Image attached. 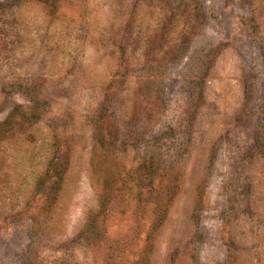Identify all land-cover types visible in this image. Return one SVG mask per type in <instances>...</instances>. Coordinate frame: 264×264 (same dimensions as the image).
Listing matches in <instances>:
<instances>
[{
  "label": "rangeland",
  "instance_id": "1",
  "mask_svg": "<svg viewBox=\"0 0 264 264\" xmlns=\"http://www.w3.org/2000/svg\"><path fill=\"white\" fill-rule=\"evenodd\" d=\"M0 264H264V0H0Z\"/></svg>",
  "mask_w": 264,
  "mask_h": 264
}]
</instances>
